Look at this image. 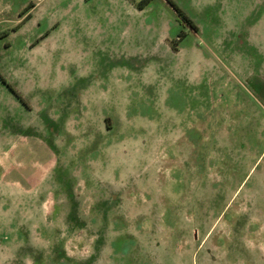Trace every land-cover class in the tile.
Returning <instances> with one entry per match:
<instances>
[{"label": "rangeland", "instance_id": "374dc122", "mask_svg": "<svg viewBox=\"0 0 264 264\" xmlns=\"http://www.w3.org/2000/svg\"><path fill=\"white\" fill-rule=\"evenodd\" d=\"M140 1L84 45L70 25L19 113L0 105V264H264V0H173L196 29Z\"/></svg>", "mask_w": 264, "mask_h": 264}, {"label": "crops", "instance_id": "0c3cea01", "mask_svg": "<svg viewBox=\"0 0 264 264\" xmlns=\"http://www.w3.org/2000/svg\"><path fill=\"white\" fill-rule=\"evenodd\" d=\"M116 1L117 0H58V2H56V8H62V11L56 12L55 15H49L48 8L39 3L31 6L28 10L24 9L23 5V7H21V12L25 11L21 14L20 12L12 11L13 4L11 0H0V29L7 33V36L0 41L9 37L15 39L17 36L22 38L24 44L16 53L14 52L6 59L0 58V105L4 103L10 109L9 112L13 116H15L16 112L19 113L22 104V102H20L19 93L23 94L25 99L33 94L31 91L35 86V79L32 74V71H34L33 69L38 66L40 70L51 71L53 53L58 49H61L60 51L62 52L68 50V43L66 45H64V43L68 41L70 34L69 29L73 31V27L70 25L77 24V34L74 38H77V35H79V39L82 40V45H84L86 33L85 24L94 23L98 16L101 18L98 19V22H102V18L106 17L105 13L107 10L111 11L117 8ZM43 24H48L50 26L51 31L48 32V35H44L42 31L41 25ZM58 25L60 26L57 27ZM55 29L59 30L62 34L64 42L60 48H52L50 43V47L46 48L47 41H51L55 34ZM94 30H96V28H94ZM35 40H38L37 43L32 44ZM45 42L46 44H44ZM79 43L80 42H78V44ZM99 50L100 53H104L103 50L106 51L107 49L99 48ZM83 57L85 59L86 56L83 55ZM40 59L42 63L38 64ZM6 82L11 86H6ZM101 84V82L97 83L100 87ZM79 98L85 99L82 93ZM11 115L8 116V118H10ZM12 124V128L6 130L0 128V150H4L5 144L7 147L13 145L11 136L15 134L16 130L14 120ZM17 127L19 128V124H17ZM6 136L8 137L7 140L4 138Z\"/></svg>", "mask_w": 264, "mask_h": 264}, {"label": "trees", "instance_id": "16d2710c", "mask_svg": "<svg viewBox=\"0 0 264 264\" xmlns=\"http://www.w3.org/2000/svg\"><path fill=\"white\" fill-rule=\"evenodd\" d=\"M168 3L175 9V11L179 14V16L182 18V20L185 21L186 24L191 26L193 29H196V25L191 21V19L184 13V11L173 1V0H167ZM152 0H142L137 5L140 10L145 9L147 6L151 4ZM7 36L6 32L1 31L0 29V40L5 38Z\"/></svg>", "mask_w": 264, "mask_h": 264}]
</instances>
